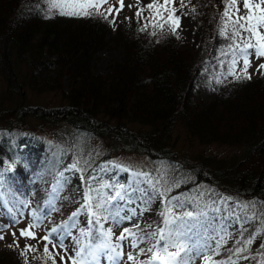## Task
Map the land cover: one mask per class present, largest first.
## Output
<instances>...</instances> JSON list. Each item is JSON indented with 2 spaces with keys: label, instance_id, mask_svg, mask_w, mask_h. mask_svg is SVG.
Masks as SVG:
<instances>
[{
  "label": "trees",
  "instance_id": "16d2710c",
  "mask_svg": "<svg viewBox=\"0 0 264 264\" xmlns=\"http://www.w3.org/2000/svg\"><path fill=\"white\" fill-rule=\"evenodd\" d=\"M225 2L172 0L175 16L181 20L187 15L197 23L200 44L191 53L178 48L176 35L167 26L161 29L149 24L140 31L148 23L145 18L152 17L155 10L144 8L137 17L136 6L115 35L123 48L120 60L110 62L106 72L99 73L93 61L106 47L104 37L110 31L103 17L60 15L58 9L49 12L46 0H0V74L8 93L23 96L22 85L56 91L63 79L69 88L65 103L57 107L20 105L16 121L5 119L0 110V174L5 177L0 190L5 197L11 203H33L34 211L48 215L44 219L51 228L61 229L56 235L63 237L67 246L64 237L72 222V193L67 184L57 189L50 186L57 174L67 164H74L84 187L98 185L103 179L112 183V177L99 175L100 164L121 153L145 154L152 166L162 170L156 185L163 190L165 206L161 214L148 218L147 225L153 229L142 234L143 241L150 231L164 228L161 244L184 243L188 240L184 225L192 228L191 236H202L199 206L192 199L222 192L240 205L244 215L233 235L219 234L209 258H216V264H264V69L250 80L228 75L233 39L231 25L227 36L220 34ZM239 7L243 14V5ZM219 63L229 78L228 85L210 101L195 99L197 85ZM19 117L56 129V136L52 140L39 136ZM178 121L202 144L236 147L237 162L214 168L212 173L204 166L207 161L202 155L190 158L175 146V154L171 152L175 144L170 133ZM96 148H101V153H96ZM193 164H198L199 170H194ZM166 178L169 183L164 185ZM177 193L190 198L177 204L173 201ZM184 206L192 212L191 217L179 213L175 216L179 220L165 224L168 207L178 211ZM168 215L170 219L173 216L171 212ZM89 231L92 235L84 248L99 246L103 237L94 222ZM42 241L0 244V264H53ZM53 244H60L56 239L48 244L59 264ZM25 245H32L35 251L21 255Z\"/></svg>",
  "mask_w": 264,
  "mask_h": 264
},
{
  "label": "rangeland",
  "instance_id": "374dc122",
  "mask_svg": "<svg viewBox=\"0 0 264 264\" xmlns=\"http://www.w3.org/2000/svg\"><path fill=\"white\" fill-rule=\"evenodd\" d=\"M150 2H152V0H123L124 8L120 11L119 15L112 13L108 19H105L110 31L109 35L104 37L107 43L106 47L99 50L95 55L93 65L96 72L105 73L110 62L120 60L123 48L117 43L115 35L118 34L125 17L127 15H132L137 5L146 8L145 6ZM257 2H259V0ZM108 5L119 6L117 0H108V3L105 4L104 7L106 8ZM130 5L131 7H129ZM113 16L116 18L115 24L109 22ZM261 31H264V29ZM175 35L178 48L184 49L190 53L193 50L195 52L198 46L197 44H200V32L197 29V23L193 18L187 15L182 16ZM232 58L231 55V59H229L227 63V70ZM249 59L251 61V67L248 69V74L251 76V79H254L261 71V69L258 70V66L264 63V57L257 59L255 55H250ZM241 67H243V62L239 60L236 66L237 74H239V69ZM223 71L222 64L220 63L215 70L210 71L206 78L197 85L195 99L210 101L216 94L220 93L229 83V78ZM217 79L221 82L217 83ZM67 89H69L67 81L63 79L56 91H39L38 89L22 85V91L20 93H22L23 96L18 93L10 95L7 90L5 79L2 74H0V110L5 119L8 117L16 121L18 107L20 105L29 104L47 108L64 104L66 101L65 94L67 93ZM62 90L65 91L64 94ZM19 119L25 120L26 125L30 129H33L39 136H43L47 140H52L53 136H56V129L54 131V129L49 126H39L35 119H30L28 122L25 118L19 117ZM174 127L175 129L170 133V141H173V144H175L171 146L170 151L174 154V150L177 149L181 150L180 152L190 158L202 155L207 161L204 166L212 173L214 168L228 166L231 163L237 162L238 149H236V147L218 144L217 142L202 144L196 136L191 135L192 133L188 131L187 127L181 122L178 121ZM97 145L100 146L99 143H97ZM95 151L99 154L101 153V148H96ZM233 157L235 158L234 161H232ZM85 158H87V154H84L83 159ZM194 162L200 164L201 161L195 160ZM198 164H196V166L193 164L194 170H199ZM73 165L74 164H67L62 171L57 174L50 186L57 189V186L61 188V184H67V186L71 188L70 193H72V195L70 196L73 208L70 217L72 213L81 209V205L85 203L84 195L85 193H89L91 196L90 203L92 208L99 217V223L93 221L97 225L98 231L102 234V232L111 229V239L109 243L111 245H118L115 251L111 247H100L105 243V237L102 235L103 241L99 246L86 247L85 256L91 260L92 257L89 256L88 253L89 251L94 252L95 264H141V262H147L152 255L148 249L157 243L159 239L158 232L161 228L156 231H150L145 241H143L144 238L142 239L141 236L146 230L152 228H150V225H147L149 222L148 218L161 214L165 206L164 194L161 192L163 190H161L160 186L156 185L158 184V180L160 181L162 170L152 166L148 156L145 154L121 153L115 156L113 160L100 164L98 168L101 178H103V176H110L112 177V183H109L108 179H103L98 185L93 184V186L90 187L87 184L86 187H84L81 173L77 167L73 168ZM90 178L92 179L93 176H90ZM3 182L5 183V177L0 174V186L3 185ZM168 183L169 179L166 178L164 185ZM48 191L51 192L50 187H48ZM107 193L108 196L105 197L104 195ZM117 193H119V197H117ZM110 197L117 198L110 199ZM189 198L190 197L185 193L173 195V201L177 204L185 203ZM192 201L196 202L199 206L198 217L203 224L202 236L198 238V234L191 236L193 233L192 228L188 225H184V227H186L184 235L188 240L183 244L186 245L187 250L181 253L180 259L186 261V264H205V259L208 258L209 264H216V258H209V254L214 252L219 234L225 233L228 236L233 235L235 230L239 227V219L244 213L236 201L222 192L204 193L201 195V198L195 197ZM32 204L27 201H23V203L19 204L15 202L11 203L9 199L5 197L4 192L0 190V225H7V227L0 230V236L4 237L0 239L1 245L6 244V242H14V240L15 243L20 244H25L28 241H37L51 228L49 223L44 219L48 215L38 214L34 211ZM97 204H101L102 207L96 208ZM189 212L192 213L185 206L178 211L171 210L172 217H175L179 213H183L184 218H189L184 215ZM33 214H35L37 218L36 222L39 226L43 222L45 223L40 227L32 229L37 239L22 237L19 230L33 222ZM105 217H107V219H105ZM12 218L18 220L19 223H12ZM89 219L90 216L87 209H81L79 214L70 223V226L66 227L64 241H68V246H64V248L68 250L67 255H65L63 249L57 244H55L56 247L53 248L56 258L60 262L59 264H62L60 256H64L63 264H70L68 256H74L75 252L79 250L82 245H85L88 236H82L81 231L83 230L85 233L89 231ZM143 225L145 229H136L141 228ZM124 229H129L132 235H128L124 240L118 241L117 237L120 236ZM13 233H15V237H13ZM22 239H24V242ZM196 239L198 240L196 241ZM134 242L137 244L136 247L132 246ZM140 249H144L145 251L141 252ZM154 250H158V248ZM168 251L175 252L176 248L169 246ZM116 252H120L121 255L117 256ZM129 255H132L135 259L129 260ZM154 264H161V262L156 261Z\"/></svg>",
  "mask_w": 264,
  "mask_h": 264
},
{
  "label": "snow or ice",
  "instance_id": "6c2138e0",
  "mask_svg": "<svg viewBox=\"0 0 264 264\" xmlns=\"http://www.w3.org/2000/svg\"><path fill=\"white\" fill-rule=\"evenodd\" d=\"M48 3V9L49 12H51L53 9H58L60 15H68V16H101L104 19H108L112 13H116V15H119L120 11L123 10L124 4L123 0H117L118 7L113 5H108V7H104L105 4L108 3V0H84V2H78V3H57L53 2V0H46ZM242 4L244 8V13H240V7L239 5ZM185 5L183 2L181 3V7H184ZM131 7V5L129 6ZM149 11H153V15L150 18H145L148 20L147 24H144L143 27L140 29V31H145L149 24H152L153 27L163 28L167 26L169 30L175 34L177 28L179 27V20L180 17L175 16L176 9L172 6V0H163V3L158 2V0H152V2L148 3L145 6ZM137 12L135 15L137 17L142 16V12L144 8L139 7L137 5ZM71 9V10H67ZM194 10V9H193ZM46 18H50L46 17ZM128 19V18H126ZM221 19L224 22L223 25L220 28V34L222 36H227L228 31L227 28L229 25H231L232 31H231V37L233 39V44L229 45V49L232 52V60L229 62L228 67V75H231L236 80L240 79H247L250 80L251 76L248 74V69L251 67V61L249 59L250 55H255L257 59L264 57V31H261L264 29V0H259V2H254V0H226L224 11L221 13ZM155 21V22H154ZM159 21H163V23H160ZM112 24H115L116 18L115 16L112 17V19L109 21ZM242 33H247V36L242 35ZM155 34V33H153ZM237 39L240 40V43H237ZM251 50V51H250ZM227 55V53H224ZM239 60H242L243 67L239 69V74H237V63ZM223 63V62H222ZM259 69H264V63H261L258 66ZM264 75V73H261ZM221 81L217 79V83H220ZM73 168L76 166L73 165ZM117 197H119V193H117ZM117 197H110V199H115ZM85 203L81 205V209H87L90 219L89 224H91L93 221L96 223H99V217L97 216V213L93 210L92 205L90 203L91 196L89 193H85L84 195ZM101 204H97L96 208H101ZM78 209L77 212L72 213V216L69 218L70 220L75 219V217L79 214L80 210ZM171 212V209H167L165 212V224H172L176 220H179L180 217H172L169 218V213ZM22 215V214H21ZM187 217H191L192 213H185L184 214ZM34 220L33 222L29 223L25 228L20 229V235L22 237H27L30 239H37L35 236V233L32 231V229L39 227V224L36 222L35 214H33ZM107 219V217H105ZM12 223L16 224L19 223L18 220L12 218ZM7 227V225H0V230ZM61 229L59 227L57 228H51L43 237H40V240L45 241L44 245V253L49 258L52 259L53 264H56L55 256L53 253L49 252L48 244H52L53 239H56L57 242L60 244L61 249H63L65 255H67V249L64 248L63 245V237L57 236L56 234ZM165 229L161 228L159 229L158 236L159 239L156 244L152 245L151 248L148 249L149 252L152 253L150 259L147 262H141V264H154L156 261H160L161 264H186V261H183L180 259L181 253L186 252V245L183 243H177L173 245H169L168 243H163L161 246V242L165 241V235H164ZM81 235H87L91 236V231H88L85 233L83 230L81 231ZM102 235L105 237V243L101 245L102 248H113L115 249L118 247V245H111L109 243L111 239V229H108L107 231L102 232ZM128 235H132L129 229H124V231L120 234L119 237H117V240H124ZM13 237H15V233H13ZM3 236H0V239H3ZM135 239V238H134ZM15 243V240H14ZM251 243V241H249ZM18 246V245H17ZM133 247H136L137 244L134 242ZM169 246L175 247V252H169L168 248ZM11 247V245H10ZM56 245L53 244V248H55ZM90 248V245H89ZM158 250H154L157 249ZM28 251H35V248L32 245H25L24 250L21 252V255H25ZM141 252H144V249H140ZM58 255V253H57ZM89 256L92 257L91 260H89L84 255V246L82 245L79 250L75 252L74 256H68V261H70V264H95V253L92 251H89ZM116 255H121L120 252H116ZM129 260H134L135 258L132 255L128 256ZM60 260L63 264L64 262V256H60ZM205 264H209L208 258L205 259Z\"/></svg>",
  "mask_w": 264,
  "mask_h": 264
},
{
  "label": "bare ground",
  "instance_id": "6f19581e",
  "mask_svg": "<svg viewBox=\"0 0 264 264\" xmlns=\"http://www.w3.org/2000/svg\"><path fill=\"white\" fill-rule=\"evenodd\" d=\"M51 92V91H50ZM58 105H56V106H52V107H47V108H54V107H57ZM189 134V133H188Z\"/></svg>",
  "mask_w": 264,
  "mask_h": 264
}]
</instances>
